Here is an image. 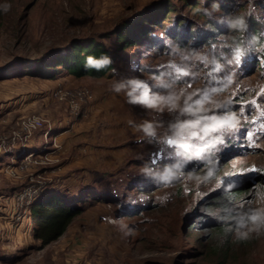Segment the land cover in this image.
<instances>
[{
	"label": "rangeland",
	"instance_id": "1",
	"mask_svg": "<svg viewBox=\"0 0 264 264\" xmlns=\"http://www.w3.org/2000/svg\"><path fill=\"white\" fill-rule=\"evenodd\" d=\"M212 1L0 0V264H213L194 257L210 246L204 201L247 187L231 209L264 216V43L233 41L250 16L264 33V0ZM208 20L224 34L205 44ZM70 43L109 50L110 73L56 67ZM53 199L81 212L43 246L31 210ZM234 231L232 264H264V220Z\"/></svg>",
	"mask_w": 264,
	"mask_h": 264
},
{
	"label": "trees",
	"instance_id": "2",
	"mask_svg": "<svg viewBox=\"0 0 264 264\" xmlns=\"http://www.w3.org/2000/svg\"><path fill=\"white\" fill-rule=\"evenodd\" d=\"M229 3V1L220 3L217 0H213L210 3V6L212 8L220 10H223L224 7L225 11H227V9L233 10L237 7L243 10V8L240 7L239 4L235 6ZM245 10L246 14L250 16L251 12L247 11L248 9ZM248 20V25L246 24L245 27L243 26L239 29V37H236L233 41L237 44V48L243 46L246 50L250 49L251 51L256 46H259L260 48V46L264 43V33L259 28V21H254L252 16H250ZM181 24L182 23H180V25ZM207 24L211 25V28H209V32L212 34H209L207 37L203 38L193 36L195 39H200L201 43L205 44L207 43L209 37L214 38L213 33L224 34L223 32H220L221 30L218 29L213 22H209L208 20ZM231 27H233V25ZM177 35L178 32L175 33V38L173 37L174 40H177L179 36ZM247 37L250 38V41L247 40ZM118 39L124 41L122 42L125 44L123 46L124 48L126 47L127 43H129V41L123 40L122 35H119ZM74 43L66 45V47L69 45L75 46H73L74 49L72 51L69 50L70 48H68V52L61 56V60L59 62L54 64L56 67L62 66L69 74L73 75L76 78L84 76L90 78H102L110 73V71L112 70V64L110 60L111 58L109 55V50L104 49L100 44H95L92 47L90 44L87 47L79 46L77 48L76 44ZM64 48L65 47L61 48L58 51H49L45 54V56H50L53 53L59 52ZM250 54L252 53L250 52ZM88 57H92L97 61L107 59L108 63L103 65V67H101L100 69H97L95 67H87L86 64ZM246 58L247 54H245V60ZM260 60L263 62L264 56H262ZM252 62L255 63V60H252ZM245 66L246 65H244L243 67ZM260 68H262V66H260ZM40 69L46 70L48 69V66L39 68L37 70L38 73H36V75L42 76L43 74L39 73ZM155 185L158 184L154 183L151 187H154ZM142 191L145 190L139 188V193ZM249 192L250 189L247 187L244 189L234 190L230 193L219 192L213 194L209 200L203 202L200 209L201 215L198 217V219H196V222L207 221V223L205 224L207 226H204L201 229L209 231V233H211V236H209V238L207 239L210 246H208L206 254L204 252H199L198 254H196L194 256L196 259L203 258L205 255H207V257L213 258V264H232L237 259L238 255H240L239 246L244 242H242V240L236 236L234 229L236 225L241 224V221H243V223H248L250 221V216H248L247 214L241 215L240 212L232 210L230 203L238 197L249 194ZM74 201V204L67 205L58 201L56 202V200L53 199L52 202L38 203L32 207L31 216L34 221V235L35 238L39 240L43 246L57 241L60 237H62L67 228L78 217V214L81 212V210L75 207L77 201ZM196 222L192 223L188 227V229H197L198 226L200 227V225H197ZM253 244V239L248 241V245L250 247H253Z\"/></svg>",
	"mask_w": 264,
	"mask_h": 264
},
{
	"label": "snow or ice",
	"instance_id": "3",
	"mask_svg": "<svg viewBox=\"0 0 264 264\" xmlns=\"http://www.w3.org/2000/svg\"><path fill=\"white\" fill-rule=\"evenodd\" d=\"M239 55H240V52L237 51V57H239ZM137 87L139 88L140 85L138 84ZM234 110H239V109H234ZM192 135H196V133H193ZM175 137L186 139L187 135H186L185 130L183 128H177L175 131ZM160 144H161V147L157 148L156 153H154V155H157L163 152L165 149H170L174 151L175 148L177 147L175 139H167V140L160 142ZM185 151H187V149H185ZM259 172L260 170H258L257 168L253 166L251 168L244 169L240 172H233V173L226 174V176L223 177L221 180V187L226 186L227 183L236 182V178H247L250 175L259 173ZM165 179H167V177H165Z\"/></svg>",
	"mask_w": 264,
	"mask_h": 264
},
{
	"label": "clouds",
	"instance_id": "4",
	"mask_svg": "<svg viewBox=\"0 0 264 264\" xmlns=\"http://www.w3.org/2000/svg\"><path fill=\"white\" fill-rule=\"evenodd\" d=\"M7 10V8L5 9ZM108 63V60L105 59V60H102V61H97L95 59H93L92 57H88L87 58V64L86 66L87 67H95L97 69H100L101 67H103V65L107 64ZM138 85V84H137ZM137 85H135V87H137ZM138 88V87H137ZM117 91L120 90L119 87H117L116 89ZM145 131H149L148 128H145ZM250 220L254 223H258L260 222L261 220H264V216H261L259 213H255L253 214L251 217H250ZM241 224H243V221H241Z\"/></svg>",
	"mask_w": 264,
	"mask_h": 264
}]
</instances>
